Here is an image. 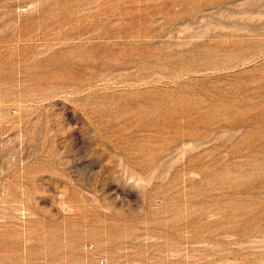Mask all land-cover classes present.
<instances>
[{
    "label": "rangeland",
    "instance_id": "rangeland-1",
    "mask_svg": "<svg viewBox=\"0 0 264 264\" xmlns=\"http://www.w3.org/2000/svg\"><path fill=\"white\" fill-rule=\"evenodd\" d=\"M0 264H264V0H0Z\"/></svg>",
    "mask_w": 264,
    "mask_h": 264
}]
</instances>
